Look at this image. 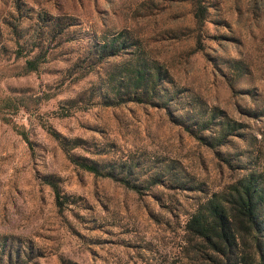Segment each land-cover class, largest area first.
I'll return each mask as SVG.
<instances>
[{"label": "rangeland", "instance_id": "obj_1", "mask_svg": "<svg viewBox=\"0 0 264 264\" xmlns=\"http://www.w3.org/2000/svg\"><path fill=\"white\" fill-rule=\"evenodd\" d=\"M201 1L198 24L193 0H0V264H217L184 225L241 175L264 187V0ZM134 53L165 76L105 103Z\"/></svg>", "mask_w": 264, "mask_h": 264}, {"label": "trees", "instance_id": "obj_2", "mask_svg": "<svg viewBox=\"0 0 264 264\" xmlns=\"http://www.w3.org/2000/svg\"><path fill=\"white\" fill-rule=\"evenodd\" d=\"M193 18L201 23L205 6L201 0H193ZM126 34L119 31L108 40L98 44L99 58L115 54L124 46ZM38 59L26 58L22 64L24 70H34ZM119 69L122 72L119 82L102 93L105 103H118L125 100H142L151 94L154 86L166 73L161 72L160 65L152 60L150 63L140 59L137 53L130 55ZM126 78L133 89L120 92L121 79ZM126 84V83H125ZM125 86V85H124ZM6 101L9 97L4 98ZM1 118H6L2 115ZM48 131L63 145V137L48 127ZM28 141L24 131H18ZM65 146V145H64ZM78 165L92 173H104L96 164L70 156ZM55 193L58 204L61 195L55 181L46 177ZM264 206V187L259 184L257 176L250 171L229 182L226 187L213 192L189 214L185 229L190 237L199 243L202 251H210V260L217 264H264V236H260L262 218L260 209Z\"/></svg>", "mask_w": 264, "mask_h": 264}]
</instances>
